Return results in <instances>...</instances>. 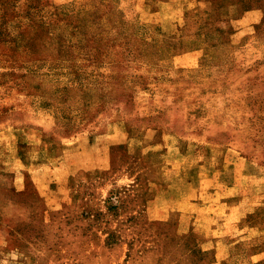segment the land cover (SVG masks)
<instances>
[{"label":"rangeland","instance_id":"obj_1","mask_svg":"<svg viewBox=\"0 0 264 264\" xmlns=\"http://www.w3.org/2000/svg\"><path fill=\"white\" fill-rule=\"evenodd\" d=\"M0 264H264V0H0Z\"/></svg>","mask_w":264,"mask_h":264},{"label":"trees","instance_id":"obj_2","mask_svg":"<svg viewBox=\"0 0 264 264\" xmlns=\"http://www.w3.org/2000/svg\"><path fill=\"white\" fill-rule=\"evenodd\" d=\"M47 42V41H46ZM34 45H32V47H33ZM34 48V47H33Z\"/></svg>","mask_w":264,"mask_h":264}]
</instances>
